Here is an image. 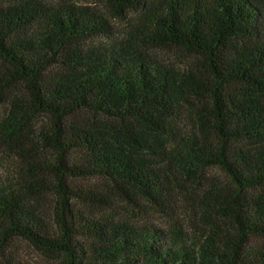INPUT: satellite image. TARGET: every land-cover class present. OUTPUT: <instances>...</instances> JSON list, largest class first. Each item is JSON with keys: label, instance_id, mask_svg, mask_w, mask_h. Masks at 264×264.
Masks as SVG:
<instances>
[{"label": "trees", "instance_id": "1", "mask_svg": "<svg viewBox=\"0 0 264 264\" xmlns=\"http://www.w3.org/2000/svg\"><path fill=\"white\" fill-rule=\"evenodd\" d=\"M99 1L0 0V251L264 264V0Z\"/></svg>", "mask_w": 264, "mask_h": 264}, {"label": "rangeland", "instance_id": "2", "mask_svg": "<svg viewBox=\"0 0 264 264\" xmlns=\"http://www.w3.org/2000/svg\"><path fill=\"white\" fill-rule=\"evenodd\" d=\"M79 5H87L94 7H102L103 4L99 0H77ZM133 14H129L130 18ZM112 26L117 30L126 26L128 20L120 19L119 17L109 18ZM98 41L105 42L107 39L101 38ZM1 63V62H0ZM211 174H220L218 171L210 172ZM140 211V212H139ZM166 216L156 211L150 210L144 212L142 209H136V221L140 223L151 222L159 226H164ZM0 264H60L58 260L52 258L26 240L15 238L2 251H0Z\"/></svg>", "mask_w": 264, "mask_h": 264}]
</instances>
